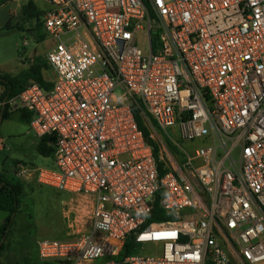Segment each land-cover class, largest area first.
<instances>
[{"label": "built area", "instance_id": "1", "mask_svg": "<svg viewBox=\"0 0 264 264\" xmlns=\"http://www.w3.org/2000/svg\"><path fill=\"white\" fill-rule=\"evenodd\" d=\"M48 1L53 86H0V123L27 111L54 149L53 168L12 174L70 195L65 238L40 240L39 261L116 264L133 236L124 264H264V0ZM138 103L202 145L183 161L159 149L160 175Z\"/></svg>", "mask_w": 264, "mask_h": 264}, {"label": "rangeland", "instance_id": "2", "mask_svg": "<svg viewBox=\"0 0 264 264\" xmlns=\"http://www.w3.org/2000/svg\"><path fill=\"white\" fill-rule=\"evenodd\" d=\"M27 2L28 0L14 1L13 24L23 25L24 31L17 28L5 30L10 17H7L3 6L0 8V71H11L20 66L21 57L28 62L30 56H46L53 46L50 39L46 38L40 43L37 41V34L28 31L31 25L21 17L22 7ZM25 42L27 46L24 45ZM46 76L49 81L56 79L52 69L46 72ZM20 114L18 111L14 112L9 119L0 123V137L5 140V148L0 150V174H10L18 163L25 164L31 169L53 168L55 166L53 157H44L38 152L39 139L30 131L28 124L22 122ZM168 133L169 135L152 129V137L159 149H162L164 154L168 152L174 155L178 161L184 160L182 148L191 153L202 145L198 140L192 143L183 141L176 130L170 129ZM166 138L169 139L171 148L168 147ZM164 147L167 152L163 150ZM23 182L25 190L20 212L16 217L13 233L5 244L1 264H41L38 259V242L45 238L64 239L66 235L64 211L70 195L39 185L35 176ZM7 216V213L0 212V219L4 220ZM140 254L152 256L159 255V252L154 251L153 246H147V251Z\"/></svg>", "mask_w": 264, "mask_h": 264}, {"label": "trees", "instance_id": "3", "mask_svg": "<svg viewBox=\"0 0 264 264\" xmlns=\"http://www.w3.org/2000/svg\"><path fill=\"white\" fill-rule=\"evenodd\" d=\"M15 0H0V8L6 3ZM44 11H42L34 0H28L27 4L22 7L21 17L23 21L29 22L31 29L28 30L31 33L37 34V41L44 42L47 38L43 30L42 17ZM13 18L10 19L5 26V30H14L17 28L21 31L25 30L23 25L14 26ZM51 70V67L47 63L45 56H35L27 70L21 72L19 75H13L10 73L0 72V86L5 89L4 97L12 99L21 94L29 85L33 83L39 84L42 88L49 90L53 86V81H49L45 78L44 72ZM133 112L140 129L143 131L148 143L154 148L156 157L158 159V166L160 175L165 173L163 162H159V146L156 140L152 137V129L164 133L148 114V112L138 103L133 105ZM20 118L22 122L30 124L32 114L22 110L20 112ZM11 113L10 108H6L2 115V121L9 119ZM168 147H172L169 139L166 138ZM53 147L48 145V140H39L38 152L44 157H52ZM25 190V184L23 181L17 179L13 174H0V211L8 214L5 222L0 225V264L1 255L5 249V244L8 242L9 237L12 235L14 226L16 223V217L20 212V205L22 203V197ZM171 219V218H168ZM152 220H163L158 218V213L153 214ZM139 246L136 243L135 237L128 238L123 251L118 257L115 258L116 264H124V259L130 255L137 253ZM42 264V263H41Z\"/></svg>", "mask_w": 264, "mask_h": 264}, {"label": "crops", "instance_id": "4", "mask_svg": "<svg viewBox=\"0 0 264 264\" xmlns=\"http://www.w3.org/2000/svg\"><path fill=\"white\" fill-rule=\"evenodd\" d=\"M18 1V0H15V2ZM36 4L38 5V7L42 10V11H46V10H49L51 8V4L49 3L48 0H36L35 1ZM4 9H6V15L7 17H10L13 18L14 16V1H10L8 3H6L5 5H3ZM9 19V21H10ZM8 21V22H9ZM8 24V23H7ZM37 56V55H36ZM35 57V55H33L32 57L30 56L28 59V62H26L25 58L21 57V65L20 66H16L13 70L11 71H0V72H5V73H10V74H13V75H19L21 72L27 70L30 66V63L32 61V59ZM46 72L48 71H45L44 72V76L45 78L47 79V76H46ZM22 111V110H21ZM21 111H18V112H21ZM14 112H17V111H10L11 115L14 113ZM29 126V125H28ZM0 139L3 141L4 145L3 146H0V150H3L5 148V140L3 138L0 137ZM12 174V172L10 173ZM0 212H3V211H0ZM6 213V212H5ZM5 222V219H0V225H2L3 223Z\"/></svg>", "mask_w": 264, "mask_h": 264}]
</instances>
